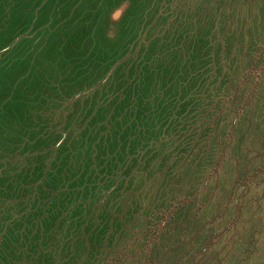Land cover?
Returning a JSON list of instances; mask_svg holds the SVG:
<instances>
[{
	"label": "rangeland",
	"instance_id": "rangeland-1",
	"mask_svg": "<svg viewBox=\"0 0 264 264\" xmlns=\"http://www.w3.org/2000/svg\"><path fill=\"white\" fill-rule=\"evenodd\" d=\"M0 264H264V0H0Z\"/></svg>",
	"mask_w": 264,
	"mask_h": 264
}]
</instances>
